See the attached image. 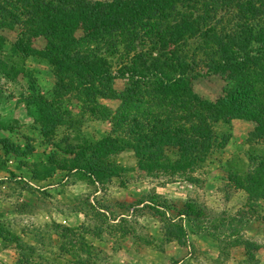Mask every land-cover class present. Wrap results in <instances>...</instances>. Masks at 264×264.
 Here are the masks:
<instances>
[{
    "label": "rangeland",
    "instance_id": "1",
    "mask_svg": "<svg viewBox=\"0 0 264 264\" xmlns=\"http://www.w3.org/2000/svg\"><path fill=\"white\" fill-rule=\"evenodd\" d=\"M126 16L124 11L113 10L109 18ZM261 16L264 21V8ZM1 23L8 50L0 60L9 65L6 70L0 68L1 263L130 264V259H137L179 264L191 259L194 264H215L219 250L227 264L236 254L237 242L246 244L247 238L250 249L248 254L242 253L240 264L264 261V201L235 185L237 175L244 176L251 166L249 156L264 154L253 124L219 114L211 134L215 137L212 141L216 146L223 144V149V145L214 149L210 141L207 162L185 174L171 167L156 171L152 164L136 162L127 155L115 160L122 164V175L102 184L67 168V172H56L54 161L63 167L75 162L76 157L67 154L68 146L82 142L74 138L97 142L103 133L112 132L113 126L101 124L99 112L92 115L85 111L84 99L72 95V100L67 97L62 102V111L83 117L85 122L74 133L64 128L46 138L26 108L37 97L54 99L55 91L48 98L42 91L53 86L52 67L38 58L46 40L35 34L27 37L34 40V47L29 68L24 70L9 50L25 30ZM177 25L174 19L169 20L165 51L160 46L145 48L148 65L154 64L158 73L171 54L178 52L190 60L194 56L200 65L194 66L196 78L187 82L189 99L201 117L215 115L223 101L237 94L238 76L262 64V52L253 47L258 54L241 55L249 52L248 37L241 36L232 51L218 53L210 42L181 40ZM71 34L77 40L104 39L80 22L73 25ZM105 102L100 104L109 110ZM166 156L173 163L179 161L174 150ZM66 229L75 232L63 234ZM11 250L17 259L4 254Z\"/></svg>",
    "mask_w": 264,
    "mask_h": 264
},
{
    "label": "trees",
    "instance_id": "2",
    "mask_svg": "<svg viewBox=\"0 0 264 264\" xmlns=\"http://www.w3.org/2000/svg\"><path fill=\"white\" fill-rule=\"evenodd\" d=\"M263 8L260 0H0V30L2 21L25 30L9 50L15 60L24 66L31 57L28 35L46 40L41 59L53 69L54 99L37 97L26 106L46 138L64 128L74 133L85 122L83 117L62 111L67 97L81 96L87 105L85 111L92 115L99 112L100 121L109 115L100 101L122 102L111 136L97 142L74 138L82 142L68 146L67 154L75 156V162L63 167L54 161V171L70 169L94 184H102L122 175V164L115 160L128 152L136 162L150 163L156 171L171 167L183 174L191 172L208 160L207 144L215 139L211 125L219 121V114L253 124L255 137L264 144ZM113 10L124 11L127 16L110 19ZM170 19L178 24L181 40L210 42L223 54L237 47L241 36H247L248 43L263 54L259 67L238 76L237 94L223 101L215 115L201 117L189 99L187 82L196 78L194 66L200 65L194 56L190 60L178 52L171 54L158 73L154 64L148 65L144 50L149 45L165 51ZM78 22L104 39H74L71 30ZM227 26H232L230 32ZM7 44L0 32V57L8 50ZM124 79L133 88L119 95L113 86ZM211 145L216 149L223 144L216 146L212 141ZM173 150L179 157L174 163L166 156ZM249 161L247 173L237 175L235 185L264 201V154L251 155ZM72 232L62 230L63 234ZM237 243L247 252L250 249L247 242Z\"/></svg>",
    "mask_w": 264,
    "mask_h": 264
},
{
    "label": "crops",
    "instance_id": "3",
    "mask_svg": "<svg viewBox=\"0 0 264 264\" xmlns=\"http://www.w3.org/2000/svg\"><path fill=\"white\" fill-rule=\"evenodd\" d=\"M32 35H34V34H30L29 36H28V38H32ZM36 39V38H35ZM28 40V39H27ZM28 42H30L31 44L34 42V40H28ZM247 47H248V49H249V54L247 53V54H243L242 52H240L239 50H237V52L239 51L240 53H241V55H243V56H247V55H250V56H254L255 54H258V52H256V51H254L253 50V47L254 46H252L251 44H249L248 43V45H246ZM33 47H34V45L32 44V49H33ZM261 54V53H260ZM263 55V54H262ZM41 56H42V53L39 55V59L42 61V59H41ZM263 57V56H262ZM31 58H32V56H31ZM44 62V61H43ZM30 63V60H28L27 62H26V64L24 65V67H23V69L25 70V69H27V68H29L28 67V64ZM260 65H261V63H260ZM8 66L9 65H7V64H5V63H3V69L5 68V67H7L8 68ZM14 66V65H13ZM257 66V65H256ZM7 68H5L4 70H6ZM7 71H9V70H7ZM44 73V72H43ZM23 75H24V73H23ZM50 77V76H49ZM51 82L53 83V86H51V88H46V86H45V89L44 88H42V91H43V95H45V96H47V98H48V94H50L51 92H53V91H55L56 90V80H55V78H54V76H53V74H52V77H51ZM41 84L43 85V83L41 82ZM130 82L129 81H126V80H117L115 83H114V86H113V88H114V90H115V92L117 93V94H119V95H122V94H128L130 91H131V89H130ZM74 98V97H73ZM73 98H68L67 99V101H69V100H72ZM83 99V98H82ZM82 104H85V102H83ZM105 105L109 108V115H108V119H106V120H104V121H101V124H105V123H108V124H110L111 126H113L114 125V123H115V121L118 119V117L120 116V114H121V112H122V102L121 101H106L105 102ZM28 113H29V111H28ZM29 116H30V118L33 120V117H31V115H30V113H29ZM34 121V120H33ZM109 121V122H108ZM110 135H111V132H109V133H107V134H105V133H103V137L105 136V137H110ZM102 139V138H101ZM123 156L125 155H127V157H129V158H131L132 159V157H133V155L131 154V153H124V154H122ZM143 164H147L146 162H142ZM128 188H130L129 187V185H128ZM247 243L250 241L248 238H247ZM252 241V240H251ZM250 243V242H249ZM177 247H182V246H178L177 245ZM177 247H175L174 248V250H177L178 251V248ZM153 249V248H152ZM190 249V248H189ZM190 251V250H189ZM235 251H236V254H234L233 255V258L228 262V263H230L231 262V264H240V256L242 255V253H248L247 252V249L245 248V247H243V246H236L235 247ZM217 254H216V258H215V264H224V260L222 259V258H220V257H222V255H221V252L218 250L217 252H216ZM4 254H11V256H13V257H15L16 259L18 258V256H17V253L16 252H13L12 250L11 251H6V253L4 252ZM261 254H262V256L264 257V250H262L261 251ZM2 255H0V257H1ZM129 257H131V255H128ZM190 258V257H189ZM1 259V258H0ZM1 261L2 260H0V264H4L3 262L1 263ZM14 261V260H13ZM130 264H155L156 263V261L155 260H147V261H139V260H137V259H130V262H129ZM227 263V264H228ZM14 264H18V261H16ZM112 264H113V262H112ZM179 264H194V261L193 260H191V259H189V260H186V261H184V262H182V263H179ZM197 264H206V261H204V262H202V263H197ZM261 264H264V261L263 262H261Z\"/></svg>",
    "mask_w": 264,
    "mask_h": 264
}]
</instances>
